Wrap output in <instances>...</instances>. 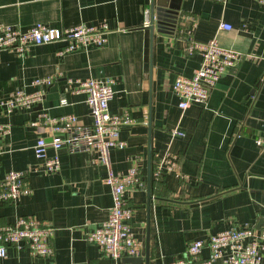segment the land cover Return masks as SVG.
I'll use <instances>...</instances> for the list:
<instances>
[{"label": "crops", "instance_id": "crops-1", "mask_svg": "<svg viewBox=\"0 0 264 264\" xmlns=\"http://www.w3.org/2000/svg\"><path fill=\"white\" fill-rule=\"evenodd\" d=\"M152 0H0V22L25 29L35 22L69 28L105 20L110 32L101 45L66 50L64 40L33 44L23 51L0 49V97L15 88L44 87L31 108L8 112L0 105V182L10 169L25 171L30 193L17 200L0 198V225L20 215L48 220L54 227L53 255L33 257L27 247H7L0 264H108L98 247L86 241L88 230L107 215L112 196L104 181L106 168L94 150L59 148L55 172L33 170L40 163L33 146L39 136L50 139L44 114H74L92 122L86 92L69 87L68 78L114 79L111 113L129 114L122 124L123 147L112 148L114 170L136 165L143 186L126 190L129 222L147 264L180 258L186 245L230 227H258L264 218V4L257 0H179L174 32L144 24ZM221 22L232 25L220 27ZM216 37L224 46L248 55L215 82L206 104L178 106L172 84L178 74L190 76L201 54L184 50L189 41ZM52 76L48 85L34 84ZM178 126L184 135L173 134ZM64 129L59 132L65 135ZM52 153L53 148L49 147ZM167 153V154H166ZM164 155L176 166L156 175ZM150 168V210L147 213V172ZM149 216V218H148ZM149 219V230L147 229ZM149 233V234H148ZM147 236H149L147 242ZM208 254L203 249L202 257ZM120 259V264H133ZM214 264H219L218 262Z\"/></svg>", "mask_w": 264, "mask_h": 264}, {"label": "built area", "instance_id": "built-area-1", "mask_svg": "<svg viewBox=\"0 0 264 264\" xmlns=\"http://www.w3.org/2000/svg\"><path fill=\"white\" fill-rule=\"evenodd\" d=\"M225 2L226 0H218ZM264 4V0H257ZM148 10L144 24H149ZM220 27L230 29L232 25L221 22ZM111 28L105 20L95 24L80 23L69 28L49 26L35 22L25 29L0 22V49L23 51L30 45L64 40L65 49L71 50L80 46L101 45L106 41V34ZM184 50L191 54L198 50L201 54L199 65L190 76L178 74L172 84L177 95L178 106L183 110L192 101L206 104L210 90L219 77L246 55L242 50L221 45L214 36L205 43L189 41ZM52 76L38 77L34 84L48 85ZM114 79L111 76L68 78L69 87L86 92L85 101L92 116L89 125L77 122L74 114L49 116L44 114V121L51 123L50 139L39 136L33 146L40 163L33 166L35 172H55L60 167L58 150L66 146L71 151L94 150L97 161L105 166L104 181L109 185L112 204L107 217L100 224L86 233V241L96 245L101 255L109 260L108 264H120L122 257L140 255L141 244L133 235L129 217L131 208L127 203L126 190L130 186H143L144 182L136 165L125 172L114 170L111 150L123 147L125 141L120 139L119 130L122 124L132 121L129 114L111 113L109 102L114 95ZM44 87L26 90L23 86L15 88L6 97H0V105L8 112L16 108H31L41 101ZM67 129L65 135L60 131ZM8 131L7 126H0V136ZM173 134L184 135L178 126L172 129ZM256 141L264 148V138L258 136ZM53 152L49 153L48 148ZM1 150V146H0ZM167 154V153H166ZM176 166V161L164 155L157 163L155 174L160 175L166 169ZM30 193L25 171L10 169L0 182V198L17 200ZM54 227L48 220H41L33 215H20L13 224L0 225V258L7 256V247L17 249L27 247L33 257L50 258L53 255L51 238ZM203 249L208 250L202 257ZM264 264V226L230 227L217 232L206 239L190 241L180 258L164 261L162 264Z\"/></svg>", "mask_w": 264, "mask_h": 264}, {"label": "water", "instance_id": "water-1", "mask_svg": "<svg viewBox=\"0 0 264 264\" xmlns=\"http://www.w3.org/2000/svg\"><path fill=\"white\" fill-rule=\"evenodd\" d=\"M180 8L179 0H152L151 3V14H150V22L148 24L149 28L155 27L157 30L161 32H168L172 33L175 30L176 24H177V18H178V12ZM147 203H146V209L147 213L149 214L150 210V168L147 172ZM149 218V216H148ZM264 222V218H260L258 222V227L262 225ZM147 229L149 230V219H147ZM149 234V233H148ZM149 236H147V242H148ZM124 261L132 262L133 264H141L142 263V257L136 256V257H124ZM148 262V246H146V257H145V263ZM109 263V260H108Z\"/></svg>", "mask_w": 264, "mask_h": 264}]
</instances>
